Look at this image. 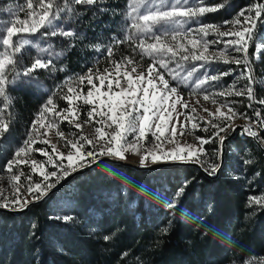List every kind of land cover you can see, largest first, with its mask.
<instances>
[{"label":"trees","instance_id":"16d2710c","mask_svg":"<svg viewBox=\"0 0 264 264\" xmlns=\"http://www.w3.org/2000/svg\"><path fill=\"white\" fill-rule=\"evenodd\" d=\"M98 2L102 14L91 30L102 44L75 42L69 50L61 40L68 63L79 68L114 39L128 4ZM28 103L18 99L14 110L27 115ZM231 144L237 152L226 150L216 178L189 166L144 171L104 162L22 215L0 211V264H242L264 258V207L249 206V197L264 196V152L247 136Z\"/></svg>","mask_w":264,"mask_h":264},{"label":"rangeland","instance_id":"374dc122","mask_svg":"<svg viewBox=\"0 0 264 264\" xmlns=\"http://www.w3.org/2000/svg\"><path fill=\"white\" fill-rule=\"evenodd\" d=\"M59 2H63V0H59ZM68 2L75 8V12L61 13V18L54 21L53 27L57 30H71L76 33L74 37L66 38L59 35L53 37L51 35L44 34L50 33L52 28L41 29L35 34L19 33V35L27 36L31 39L33 44L25 47L21 53L16 55V71L8 73V79L10 81L14 79L15 82L9 84L7 87V91L12 102L9 108L3 111V116L6 121H10V124L8 132L3 133L2 137H0V190H2V192H0V201H3L4 197H7L8 202H11L16 199L17 196L20 197L21 201H23L24 198L31 199L32 197H30L26 191L30 183L39 182L43 187L45 183L55 182V177H51L47 182H45L44 177L40 174L41 169L39 166H37L36 171L33 172L31 159L43 162V168L46 173L57 171L58 175L61 174V170L59 168H54L52 164L47 162L48 156L40 155L39 151H36L37 149H43L48 152L57 165H66V159L61 161L57 157L60 152L67 155V152L70 149V146L65 147L67 139L75 141L78 140L81 135L88 138L96 137L95 128L101 126L99 121L102 118L94 115L93 119L89 121L88 111L91 110L92 107L98 105L99 101H94L93 105H85L83 103L84 97L87 90L92 86L88 85L86 80L83 84H80L77 79L81 75L88 74L89 69H92L94 73L99 72L101 75L108 77V79L104 81L103 85L100 84L99 80L96 79L95 76L93 77L95 86L99 87L102 93L108 91L107 86L109 80L112 81V92H119L121 91V88H127V80L124 78V73L126 71L130 72L132 66H137V73H132V78L135 79L137 74L143 71L145 74V82L141 84V87H147V69L150 64L155 63L152 75L155 76L157 70L160 73H163L165 79L169 81L170 86H174L178 89V93L181 97V103L176 106L177 111L172 114V119L169 121L164 135L160 136L159 140L155 139V137L149 133L145 139L137 142L134 140V134H132L129 135L128 139L138 144L139 154H134L130 149L124 153L126 159H119L109 155H97L95 161L102 158H111L136 163L139 166H155L160 163L182 162L180 160H172L171 158L164 159L165 154L176 153L180 156H187V152L180 153L178 149L180 147H186L189 144L200 147V141L197 139V137H200L210 141L215 140L214 143H208L202 146L207 155L201 156V159L210 163H215L214 159L218 158V162L216 164H219L222 145L219 143V137H214V133L217 129L211 127L210 121L217 124H226L228 122L223 121V118L219 116L215 118L210 117L204 109L207 108L214 112L216 107H219L222 104L231 106L238 113L232 122L235 127L236 136L243 138L244 131L241 129L245 126H251L254 131H258L260 133L261 137H264V129H261L259 125V121L264 119V105L257 102L264 99V54H261L259 58H257L256 53L257 44H261L262 48H264V43L256 39L257 36H264V14H262L259 18H256L254 15V5L264 3V0H203L205 6L217 7V11L206 13L203 17L187 20L182 24V26L177 25L175 28L170 25H156L153 32L155 34L165 35L169 43L177 46L178 52L181 51V45L187 47L189 52L192 51V46L189 43L190 39H198L208 43V51L205 55L209 56L210 62L206 63L204 61H193L191 60V57L188 61H183L180 59V55H177L174 60L169 62L168 69L159 68V64L154 61L152 56L142 54V49L138 46L139 40L143 39L145 44L154 43V41L151 39L152 33L141 34L137 33L136 30L132 28V20L127 15L130 11L128 5L131 0H128L126 10L118 16L115 26L114 39L103 43L106 46L101 45L100 48H97L98 51L95 53V56L91 59L86 58L83 61L81 68H79L78 65H71L72 62L68 63L65 54L66 51L61 40L64 44L66 43L69 45V50L72 49L75 42L80 43L85 42L86 40L89 41V46H91L92 43L96 45L102 44V37L94 38L95 34L91 30L93 25L92 23H94L102 14L101 6H97L96 4L92 6L76 5L74 4V0H68ZM190 2H192V0H190ZM21 6H25L24 11L19 10ZM8 9H11L12 12L10 13ZM250 9L251 11H249ZM143 10L144 9H141V11ZM27 11L29 10L26 9V0H0V24L12 21L17 22L16 26L20 27L21 25L18 21L26 18ZM241 11H244L247 16L253 17V21L256 25L255 29H253V39L249 41L248 48L251 66V84L248 78V71L243 63L240 65L235 63H224L222 58H218V53L225 49L230 57L242 58L243 53L235 52L232 44L226 45L227 41L236 40L238 38L234 36L221 37L213 31H209L207 36H203L198 31L201 25L208 24L219 26L220 32L240 30L242 25H236L233 27L231 24H225V21L233 20ZM85 15H87V18L82 19ZM240 19L243 21L244 18L241 17ZM79 20L82 22L79 23ZM243 26L247 27L250 26V24ZM173 32L180 33L175 41L171 40ZM186 33L187 35H185ZM0 34H4L2 30H0ZM128 36H132L133 38L131 40L125 39V37ZM13 39H16V37ZM118 41H123V43H117ZM109 48L113 51V55L111 57H109L107 51ZM196 51L199 53L200 51H203V49L198 47ZM181 54L188 53L181 52ZM124 57L132 58L133 64L130 65L126 60H124L119 69H117L113 61H121ZM213 57L217 58L213 59ZM37 58L43 61H50L51 63L47 68L36 69L33 73H31V75L24 76V70L30 67ZM164 59L167 60L168 56H165ZM176 61H179L183 67L177 68ZM105 68L108 69V73H111V75L104 72ZM170 69H176L175 75L177 76V79H172V75L169 74ZM192 69L196 70L194 75L185 79L188 71ZM17 72L20 73L19 76L16 75ZM118 72L119 75L117 74ZM223 73H228V75H223ZM210 75H219L220 79L218 81L208 80L201 86L200 89H195L196 83H198L200 79ZM117 79L121 81L120 88L116 87L115 81ZM153 83L157 85V90L162 89L163 86L159 84L158 79H154ZM249 86L253 88L254 98L251 101L247 99L246 95H217V93L229 88L234 87L235 90H243ZM69 87L73 88L72 92L68 91ZM77 93H79V98L74 99L71 106L72 109L75 110L74 113L70 114L69 112L63 111L64 109L69 108L67 101L63 99V97H76ZM205 94H209L208 100H204L203 97ZM109 95H111V92ZM139 95H142V93H138V96ZM50 98L53 99L56 107L53 108L49 105L48 107L51 108L52 111L43 112L41 119L37 120L38 114L42 112V109ZM101 98L105 100L107 99V97ZM18 99L19 101L20 99L29 101L28 104L31 105V109L27 115H21L14 110L16 100ZM176 99V95L169 94L168 105H171ZM213 99L216 101V104L212 103ZM184 103H188L187 109L182 107ZM249 104H251V107L248 106ZM2 108L3 104L0 102V109ZM193 108L196 109L195 112L192 111ZM104 111H107V109H104ZM139 111L142 112L143 110L139 109ZM221 111L227 113V107L221 108ZM257 111L261 113L260 117L255 115ZM177 113H184V115H179L177 119ZM73 115L77 118L73 119ZM165 115H167V113ZM245 116L247 119H245ZM65 117H67V119H65ZM186 117L190 119H186ZM69 120H72V123H69ZM34 121H36L35 129H33ZM85 121L88 122L84 123ZM107 123L111 124V121H107ZM193 123L198 125L196 129L192 128ZM48 124H53L55 126L48 128ZM76 124H81L82 127L77 129L75 127ZM41 125H43V127ZM172 127L176 128L175 136L171 133ZM114 128L115 126L113 125L111 128H105V131L111 133ZM204 129H207V131ZM57 131L64 132L65 139L58 136ZM152 131H155L154 127L152 128ZM233 132V130L229 129L226 133L221 132L220 136L229 138L232 136ZM181 133H183V135H181ZM30 134L34 140L31 145L33 151L28 156L15 157L16 150L21 146H24L25 141L28 140ZM157 135H159V133H157ZM42 139H47L51 142V144H55L57 152L54 153L52 151L50 144L40 143L39 141ZM218 149L220 150L219 154H217ZM227 149L230 150L229 154H235L237 152L235 147L232 144L230 145V142L227 143L226 150ZM83 150L87 151L93 149L91 146L85 144V148ZM72 151L75 150L72 149ZM148 153L155 154L161 157V159L156 163H153L151 155H149L145 164L141 165L140 160L142 156ZM13 159L28 160L29 162L27 164L21 163L19 165H14L12 173H9L6 169V165ZM86 159L88 161L92 160L91 157H87ZM91 164L92 163H89L86 166ZM201 165L204 169H208L207 164ZM21 171L24 173V176H21L20 181L17 182V186L19 188V192H17L16 189L10 185L9 178L13 174H19ZM28 176H31V181L26 179ZM66 178H62L59 183H56L55 187L59 186ZM32 195L35 196L38 195V193L34 192ZM0 208L10 209L5 207ZM248 261H254L258 264L260 259H250Z\"/></svg>","mask_w":264,"mask_h":264},{"label":"snow or ice","instance_id":"6c2138e0","mask_svg":"<svg viewBox=\"0 0 264 264\" xmlns=\"http://www.w3.org/2000/svg\"><path fill=\"white\" fill-rule=\"evenodd\" d=\"M98 0H74V4L76 5H88L92 6L97 4ZM130 11L127 13L128 17L132 20V28L136 30L137 33H152L151 39L154 43H147L143 39L139 40V47L142 49V54L152 56L154 61L159 64V68L168 69L169 62L174 60L177 55H180V59L183 61H188L191 57L193 61H204L210 62L209 56L205 55L208 51V43L198 39H190L189 43L192 46V51L189 52V49L183 45L180 46L181 51H177V46L175 44L169 43L168 39L165 35L155 34L153 29L156 25H170L175 28L177 25L182 26L184 22L187 20L196 19L199 17H203L206 13L217 11V7H208L205 6L203 0H131L128 5ZM26 9L29 11L26 12V18L20 19L18 23L21 25L20 27L16 26L17 22L9 21L5 24H0V30L4 34H0V102L3 104V108L0 109V137H2L3 133L8 132L10 121H6L3 116V111L7 110L11 105V97L8 94L7 87L9 84L14 83L15 80L8 79V73L16 71V55L21 53V51L33 44V41L29 39L27 36H21L19 33H28L35 34L39 32L41 29L52 28L50 33H44L47 35L55 36H63V37H74L76 33L71 30L59 29L57 30L53 27L54 21H57L61 18V13L75 12V8L68 2V0H63V2H59V0H26ZM55 9V10H53ZM141 9H144L141 11ZM255 9V17L259 18L262 14H264V3H258L254 5ZM20 11L25 10V6H21ZM11 13L12 10L8 9ZM251 11V9L249 10ZM243 17V21L240 19ZM251 22V23H250ZM225 24H231L233 27L236 25H242L240 30H228L224 32L219 31V26L217 25H201L198 31L203 35L207 36L209 31L216 32L221 37H230L234 36L238 39L229 40L226 42L227 44H232L234 46L235 52L243 53L242 58L230 57L226 49L220 51L218 53V58H222L224 63H235L240 65L243 63L248 71V78L250 84L251 80V66L249 59V41L253 39V29H255L256 25L253 21V17L247 16L244 11H241L237 14L236 18L230 21H225ZM244 27L243 25H249ZM11 25V26H9ZM247 34V35H246ZM180 35L179 32H173L171 35V40L175 41L177 36ZM187 35V33L185 34ZM16 37V39H13ZM133 37L128 36L125 37L127 40H131ZM257 40H260L264 43V36H257ZM117 43H123V41H118ZM201 47L203 51L197 53L196 49ZM108 55L111 57L113 55V51L111 48L108 50ZM188 53V54H181ZM256 53L257 58L261 54H264V48H262L261 44L256 45ZM165 56H168V59H164ZM158 58V59H157ZM217 57H213L215 59ZM127 61L128 64H133V59L129 57H124L121 61H113L116 65V68L119 69L120 65ZM51 62L43 61L39 58L35 59V61L31 64L30 67L26 68L23 72L24 76H29L36 69L47 68ZM155 67L154 64H150L147 69L148 78H147V87H141V84L145 82V74L143 71L139 72L135 79L132 78V73H137V66H132L130 72L124 73V78L127 80V88H121L119 92H112V81L108 82V91L101 92L99 87H96L94 84L93 77L99 80L100 84L103 85L104 81L108 79L107 76L101 75L99 72H93L92 69H89L88 74L81 75L78 77V83L83 84L86 80L88 85L92 87L89 88L84 97L83 103L85 105H93L94 101H99V104L92 107L91 110L88 111V120H92L93 116H100L102 119L99 121L101 124L100 127L95 128L96 137L88 138L83 135L79 136L78 140L67 139L65 147L70 146L67 155L63 152L58 154V159L63 161L67 160V164L57 165L53 160L52 156L49 155L43 149H37L40 155L48 156V163L52 164L54 168H59L61 170V174L58 175L57 171L45 172L43 168V162H39L35 159H31L32 171L35 172L37 166L41 169L40 174L44 177V181L47 182L51 177H55L56 180L54 183H45L42 187L41 183H30L26 189L28 195L32 197L31 199L24 198L21 201L20 197L17 196L16 199L8 202L7 197H4L3 201H0V207L10 208L12 211H20L23 210L28 204L38 201L42 199L47 192L55 187L56 183H59L62 178H66L71 175L73 172L77 171L79 168L85 167L89 163H94L97 155H109L114 156L119 159H126L124 153L128 150H132L134 154H139L138 144L130 141L128 139L129 135L134 134V140L140 141L145 139L149 133L155 139L159 140L160 136H163L166 128L168 127L169 121L172 119V114L177 111L176 106L181 103V97L178 93V89L174 86H170V83L167 79H165L163 73H160L158 70L156 71V75L153 76V70ZM176 67H183L176 61ZM196 70H189L187 73L188 77H192ZM105 73H108V69H104ZM176 69H170L169 74L172 75V79H177L175 75ZM119 75V72L117 73ZM17 76L20 75L19 72L16 73ZM111 75V73H108ZM223 75H228V73H223ZM154 79H158L159 84L163 87L160 90H157V85L153 83ZM220 79L219 75H210L203 79H200L198 83H196L195 89H200L206 81H218ZM116 87H121V81L117 79L115 81ZM151 89V92H150ZM194 89V91H195ZM69 92L73 91L72 87L68 88ZM111 92V95L109 93ZM138 93H142V95L138 96ZM169 94H174L177 96V99L171 104L168 105ZM220 96H247L249 101L253 100V88L251 86L246 87L243 90H235V88H229L224 91L217 93ZM101 97H107V99H102ZM79 98V93H77L76 97L73 96H65V99L69 105V108L64 109L63 111L69 112L70 114L74 113V109H72V104L74 99ZM204 100L209 99V94L204 95ZM198 102V101H197ZM259 104L264 105V99L257 101ZM213 104H216V101L212 100ZM51 105L53 108L56 107L53 99H48L47 104L42 109V112L38 114L37 120H40L43 116V112L52 111L48 106ZM251 107V104L248 105ZM184 109L188 108V103H184L182 105ZM227 107V113L222 112L221 108ZM99 108V110H98ZM107 109V111H104ZM139 109L143 111L140 112ZM193 112L196 111L195 108L192 109ZM205 112L208 113L210 117H222L223 121H227L228 123H211V127L217 129L214 133V137H219V143L222 145L224 139L226 137L220 136L221 132H227L229 129L235 131V127L233 126L234 118L238 115L234 108L227 105H220L216 107L215 111H211L207 108L204 109ZM167 113V115H165ZM179 115H184V113H177V119ZM257 117L261 116V113L257 111L255 113ZM77 118L73 115V119ZM106 118V119H105ZM67 119V117H65ZM186 119H190L186 117ZM245 119L247 117L245 116ZM107 121H111V124H108ZM158 121V122H155ZM72 123V120L68 121ZM85 121L84 123H87ZM155 122V123H154ZM115 126L114 130L111 133L105 131V128H111ZM259 125L261 129H264V119L259 121ZM43 127V125H41ZM55 125L48 124V128H52ZM36 127V121L33 122V129ZM75 127L77 129L81 128V124H76ZM155 128V131H152V128ZM198 125L196 123L192 124V128L196 129ZM207 131V129H204ZM243 131L248 135L257 140H259L261 146H264V137L260 136L258 131H254L251 126H245ZM159 133V135H157ZM171 133L173 136L176 135V128H171ZM46 135V133H45ZM57 135L62 139H65V134L62 131H57ZM183 135V133H181ZM110 137V138H109ZM200 141V147H196L194 145H187L186 147H180L178 151L180 153L187 152V156H180L176 153H166L164 159L171 158L172 160H180L184 163H201L208 165V171L210 174H215L220 165L216 163H210L208 161L202 160L201 156L207 155L204 148L202 147L208 143H214L215 140H208L197 137ZM34 142L32 135H29L28 140L25 141L24 146L18 148L15 152V157L28 156L32 151V143ZM40 143L50 144L52 151L57 152V148L55 144H51V142L47 139H42L39 141ZM83 142V143H81ZM85 144L92 147L93 150L84 151ZM79 145V146H78ZM74 149L75 151H72ZM219 149L217 150V154H219ZM149 155H151L152 162L156 163L161 157L148 153L142 156L140 163L144 165L148 160ZM91 157L92 160L88 161L86 158ZM28 160L21 159H13L9 161L6 165V169L9 173H12L14 165H19L21 163L27 164ZM245 163H250V161H245ZM21 176H24V173L21 171L19 174H13L9 178L10 185L19 192V188L17 186V182L20 181ZM29 181H31V176L26 177ZM2 192V190H0ZM38 193V195L33 196V193ZM252 204L259 205L264 207V196L260 197H249V206ZM173 207L175 205H172ZM63 219L70 220L71 217H63ZM110 239V237L106 236L105 240ZM235 264V262H234ZM243 264H256L254 261H243ZM258 264H264V258H261Z\"/></svg>","mask_w":264,"mask_h":264},{"label":"water","instance_id":"95a60500","mask_svg":"<svg viewBox=\"0 0 264 264\" xmlns=\"http://www.w3.org/2000/svg\"><path fill=\"white\" fill-rule=\"evenodd\" d=\"M241 130L243 131V129H241ZM243 133H244V137L247 136V137L251 138L256 143V145L260 148V150L264 152V147L261 146L259 140L255 139V138H253L251 136H248L245 132H243ZM235 136H236V131L233 132L231 137L224 139V142H223V144L221 146V155H220V162H219L220 167H219V169H218V171L216 172L215 175H211L199 163L167 162V163H160V164H157L155 166H139L136 163L125 162V161H122V160L111 159V158H102L100 160L95 161L94 163H92L89 166L83 167V168L73 172L59 186L49 190L47 192V195H45L42 199H40L38 201H34V202L28 204V206L25 207L23 210L12 211L10 209H2V208H0V211L8 212L11 215H17V216L18 215H22V214L26 213L29 210V208L32 207L33 205L39 204V203H42V202L46 201L51 195H53L54 193L60 191L65 185L70 183L76 176H80L82 174L88 173V172H90L91 170H93L94 168H96L97 166H99L100 164H102L104 162H109V163H114V164H122V165H125V166H129V167L135 168L137 170H144V171H157V170H160V169L170 168V167H175V166H180V167L189 166V167L197 168L200 172H202L205 176H207L209 178H216L220 174V172L222 170V167H223V165L225 163V154H226L227 143L232 141L235 138Z\"/></svg>","mask_w":264,"mask_h":264},{"label":"bare ground","instance_id":"6f19581e","mask_svg":"<svg viewBox=\"0 0 264 264\" xmlns=\"http://www.w3.org/2000/svg\"><path fill=\"white\" fill-rule=\"evenodd\" d=\"M57 193V192H56ZM55 194V193H54ZM52 196V195H51Z\"/></svg>","mask_w":264,"mask_h":264}]
</instances>
